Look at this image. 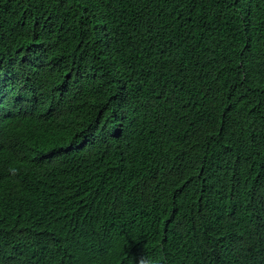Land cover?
I'll use <instances>...</instances> for the list:
<instances>
[{"label":"trees","instance_id":"1","mask_svg":"<svg viewBox=\"0 0 264 264\" xmlns=\"http://www.w3.org/2000/svg\"><path fill=\"white\" fill-rule=\"evenodd\" d=\"M264 264V0H0V264Z\"/></svg>","mask_w":264,"mask_h":264},{"label":"clouds","instance_id":"2","mask_svg":"<svg viewBox=\"0 0 264 264\" xmlns=\"http://www.w3.org/2000/svg\"><path fill=\"white\" fill-rule=\"evenodd\" d=\"M142 264H143V262H142ZM148 264H158V262L157 261H153V260H149Z\"/></svg>","mask_w":264,"mask_h":264}]
</instances>
